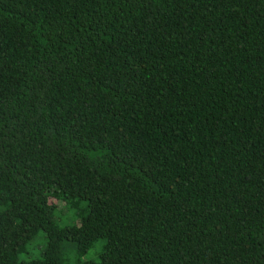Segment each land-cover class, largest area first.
<instances>
[{"label": "trees", "instance_id": "trees-1", "mask_svg": "<svg viewBox=\"0 0 264 264\" xmlns=\"http://www.w3.org/2000/svg\"><path fill=\"white\" fill-rule=\"evenodd\" d=\"M0 264H264V0H0Z\"/></svg>", "mask_w": 264, "mask_h": 264}, {"label": "rangeland", "instance_id": "rangeland-1", "mask_svg": "<svg viewBox=\"0 0 264 264\" xmlns=\"http://www.w3.org/2000/svg\"><path fill=\"white\" fill-rule=\"evenodd\" d=\"M61 218H62L63 222H67V217L66 216H61ZM86 257H87V255L83 256V258H86Z\"/></svg>", "mask_w": 264, "mask_h": 264}]
</instances>
